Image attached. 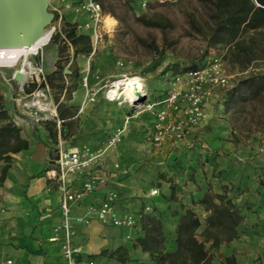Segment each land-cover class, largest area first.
<instances>
[{"label": "crops", "instance_id": "obj_1", "mask_svg": "<svg viewBox=\"0 0 264 264\" xmlns=\"http://www.w3.org/2000/svg\"><path fill=\"white\" fill-rule=\"evenodd\" d=\"M98 101L103 105H117L103 98ZM125 106L126 109L117 116L120 132L126 129L130 118L143 113L139 123L142 136L126 143L115 155L119 159L105 160L102 168L111 174L108 182L77 203L72 208V215H83L89 204L100 201L109 190L117 191V209L120 212L141 210L143 201L149 200L152 213L163 223L164 251H171L176 248L175 227L183 208L189 207L196 212L204 226L203 218L207 212L200 203H192V200L198 201L208 184L216 193H222V186L226 185L227 194L241 209L243 219L237 226L238 236L221 243L214 250L210 264H226L222 260L224 256H233L235 264H264V149L259 147L261 136L253 135L248 143L234 144L223 105H220L215 111L207 112L202 121V126L206 124V137L196 138L203 136L208 142L202 153L184 149L194 142L190 136L154 147L144 136L152 115L134 109L129 116L126 111L131 107ZM41 129L46 130L43 126ZM20 135L28 145L8 153L9 166L0 181V264H66L59 245L47 239L53 226L60 221V190L45 172L51 155L41 137ZM124 136L128 140L133 139L129 133H124ZM171 151L175 152L174 155ZM156 156L165 159L158 168L167 175H173L177 184L176 200L167 198L170 184L164 178L158 179L160 183L156 186L160 195L149 194L151 185L143 179V175L148 174L145 159H156ZM173 158L177 161L174 166L171 164ZM4 165L5 161L0 159V174ZM72 178L74 174H70ZM81 181L76 177L71 187L79 186ZM74 224L73 242L80 250L76 264H87L88 260L100 264H157L150 256L152 243L145 237L140 219L131 227L105 225L96 219L88 223L74 220ZM116 249H119L116 254L126 257L124 261L119 260L116 254L109 255ZM257 257L260 260L256 263ZM8 259L10 263L6 262Z\"/></svg>", "mask_w": 264, "mask_h": 264}, {"label": "rangeland", "instance_id": "obj_2", "mask_svg": "<svg viewBox=\"0 0 264 264\" xmlns=\"http://www.w3.org/2000/svg\"><path fill=\"white\" fill-rule=\"evenodd\" d=\"M81 1L83 0L64 2L47 0V9L53 13V17L37 35L51 29L50 39L37 54L30 57L32 67L39 71L29 74L22 83H19L15 78V70L19 64L13 67L0 66V103L8 115V120L20 129L21 134L41 137L51 157L55 155L59 144L64 148L87 146L95 152L100 151L97 165L102 168L106 159L113 161L119 159L115 155L120 153L126 143H131L136 137L142 136L139 123L144 115L140 113L129 119L130 123H127L126 129L117 135L111 145L108 143L111 137L116 136L117 128H120L117 116L120 115V111L126 109V104L103 105L98 100L101 99L103 86L117 76L126 75L119 79L139 78L138 75L143 77L149 93L148 98L154 99V95L167 85L163 73L169 67L170 70L177 71L187 65H200L211 55H222V67L229 76L230 85L239 75L247 72L240 73L236 66H232L225 59L224 49L218 46L207 47L201 35L186 32L189 28L186 12L194 8L199 9L198 0H152L146 8H140L134 0H103L105 4L103 12L105 16L114 18V25L111 28L103 27L102 22L101 39L95 43L91 41L92 46L86 54L73 56L72 46L68 42L65 49L59 53L58 45H62L61 39L53 41L51 36L61 27L63 21L76 23L77 32L90 33V30L83 26L77 27L88 18V13L77 9V4ZM143 13L160 19L166 18L169 25L164 30L147 26L137 18ZM84 76L87 77L88 85L93 89H99L94 102L87 101ZM229 87L216 86L212 89L205 114L223 105L224 92ZM58 104L60 107H68V112L72 115L65 121L69 123V127L63 124L60 133L56 128V122L60 119L56 111ZM39 105L46 109L54 108L55 114H45L47 111L39 108ZM253 107L255 108L247 107V112L235 115V119L230 112L223 109L224 117L229 125V133L230 121L234 120L240 142L248 143L250 137L259 134L261 136L259 147L264 149L262 141L264 127L257 128L264 122V107L256 101ZM134 109L138 110L131 108L126 113L132 116ZM202 125L203 123L199 125L196 132L207 130L206 124ZM42 126L45 127V131L41 129ZM248 127L254 130L249 132ZM124 133H129L133 139H126ZM207 143L206 139L202 143L206 149ZM164 160L157 156L156 159H145L148 174H144L143 179L148 181L150 188L159 185L160 178L173 179V175H167L158 168V164ZM201 164L203 165V161ZM213 166L215 170V164ZM159 195L158 192L154 196ZM146 204L151 207L150 201L146 200L143 201L142 210ZM146 213H152L151 208ZM202 223L197 232L199 239H202L199 234L203 228ZM216 248L210 249L212 255ZM222 260L229 264L223 257ZM259 260L257 257L255 262Z\"/></svg>", "mask_w": 264, "mask_h": 264}, {"label": "trees", "instance_id": "obj_3", "mask_svg": "<svg viewBox=\"0 0 264 264\" xmlns=\"http://www.w3.org/2000/svg\"><path fill=\"white\" fill-rule=\"evenodd\" d=\"M102 10L105 9L103 0H96ZM199 9L194 8L186 12L188 26L186 32H195L202 36L207 47H220L225 50V59L232 66H236L240 73L232 85L224 92L223 109L230 112L232 116L247 112V107L255 108V101L264 107V0H198ZM147 26H155L164 30L168 25V19L148 16L145 13L137 17ZM54 41L61 39L62 45H58L61 53L67 42L72 46L73 56L86 54L91 46L89 32H77L76 23L63 21L61 27L51 36ZM195 67L194 64L185 68ZM256 68V69H255ZM171 69V67L167 68ZM173 71H176L173 69ZM56 111L62 121V126L72 115L68 107L57 105ZM237 117V116H236ZM7 119V120H6ZM237 119V118H236ZM0 159L5 161L0 174V181L9 166V152H16L26 148L28 142L21 137L20 129L10 120L1 107L0 103ZM231 123V141L236 144L241 141L236 133L237 126L234 120ZM264 127V122L257 128ZM206 128V127H205ZM204 128V130H205ZM254 130V129H253ZM248 127L247 131H253ZM256 130V129H255ZM206 132H194L191 136L193 144L186 150L193 149L194 152L202 153L206 148L202 141ZM201 139H196L201 136ZM248 137V136H247ZM173 151V150H172ZM174 155L175 152H172ZM177 163L173 158V166ZM170 184V200H176L177 184L173 179H166ZM223 192L216 193L210 190V186L198 200L192 203H200L207 212L204 226L200 231L202 239L197 237L201 222L191 208H183L184 212L179 214L175 227L176 248L164 251L163 223L153 213H141V225L145 237L150 239L152 248L150 256L157 264H210L212 259L211 248L218 247L221 243L229 242L238 236V224L243 219L241 209L232 201L227 194V186L223 185ZM142 210V209H141ZM153 208L151 207V211ZM209 244L208 246L206 244ZM119 249L110 251L113 256ZM116 257L124 261L125 256L116 254ZM229 264H235L233 256H224Z\"/></svg>", "mask_w": 264, "mask_h": 264}, {"label": "built area", "instance_id": "obj_4", "mask_svg": "<svg viewBox=\"0 0 264 264\" xmlns=\"http://www.w3.org/2000/svg\"><path fill=\"white\" fill-rule=\"evenodd\" d=\"M61 1L64 2V0ZM134 1L140 8H146L152 0ZM77 9L88 13L87 20L77 27L83 26L90 30L92 43L100 40L102 22L103 27H107L104 21L106 14L100 4L96 0H83L77 4ZM222 65V55H211L195 67H184L177 71L166 69L163 79L167 85L154 95V99L148 98L149 93L145 87L144 78L138 75L142 85L130 100L124 93L123 85L117 86L114 83L120 78L117 76L103 86L101 98L107 102L126 104L131 108H138V111L149 112L152 119L145 128V139L148 144L161 147L165 143L171 144L189 136L191 138L204 119L212 89L216 86H231L229 76L225 74ZM83 84L87 91V101H96L99 89H93L88 85L86 76L83 77ZM138 95L145 96L143 102L137 101ZM61 126L62 121L58 119L56 128L59 133ZM120 131L121 129L117 130L116 136L111 137L109 145L115 141ZM70 148L72 147L64 148L59 144L55 155L50 156L46 167L47 178L56 182L60 190V221L53 226L52 234L47 239L59 245L66 264H76V255L80 253V250L73 242V236L76 233L74 220L88 223L96 219L105 225L131 227L136 225L137 220L141 218V213H146L151 207L146 204L143 210L120 212L117 209L118 193L115 190H109L100 201L89 204L83 215L73 216L72 208L100 186L105 185L111 174L97 165L100 151L95 152L87 146L75 147L76 151H71ZM114 167H118V164H114ZM70 174H74L72 180ZM76 177L81 178V184L71 187V182ZM149 194L151 196L158 194V189L151 188ZM6 262L10 263L11 260L8 259ZM87 264L100 263L88 260Z\"/></svg>", "mask_w": 264, "mask_h": 264}, {"label": "water", "instance_id": "obj_5", "mask_svg": "<svg viewBox=\"0 0 264 264\" xmlns=\"http://www.w3.org/2000/svg\"><path fill=\"white\" fill-rule=\"evenodd\" d=\"M47 0H0V47L30 46L52 20ZM22 73L15 72L17 81ZM144 95L137 101L143 102Z\"/></svg>", "mask_w": 264, "mask_h": 264}, {"label": "bare ground", "instance_id": "obj_6", "mask_svg": "<svg viewBox=\"0 0 264 264\" xmlns=\"http://www.w3.org/2000/svg\"><path fill=\"white\" fill-rule=\"evenodd\" d=\"M104 21L106 25L111 28L115 20L111 16H105ZM51 29L44 31L42 34L37 35V39L30 46H12V47H0V66L3 67H13L19 64L18 68L15 71H20L22 73L19 83H22L24 79L31 73L39 71L31 65L30 57L39 52V49L45 46L50 39ZM125 76V75H123ZM121 76V77H123ZM132 76V75H131ZM120 77V78H121ZM117 86L119 84L123 85L124 93L126 97H129L130 100L134 97L135 92L141 88V81L137 77L123 78L114 82ZM126 101V100H125ZM42 110H46L47 115H54L55 109H46L40 107ZM71 151H76L75 147L70 148Z\"/></svg>", "mask_w": 264, "mask_h": 264}]
</instances>
